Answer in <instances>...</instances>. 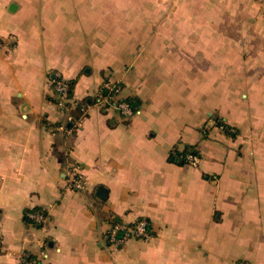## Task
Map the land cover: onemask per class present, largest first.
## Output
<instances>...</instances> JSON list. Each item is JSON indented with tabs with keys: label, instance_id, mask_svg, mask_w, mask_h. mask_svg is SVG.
<instances>
[{
	"label": "crops",
	"instance_id": "0c3cea01",
	"mask_svg": "<svg viewBox=\"0 0 264 264\" xmlns=\"http://www.w3.org/2000/svg\"><path fill=\"white\" fill-rule=\"evenodd\" d=\"M0 41V264H264V0H0Z\"/></svg>",
	"mask_w": 264,
	"mask_h": 264
},
{
	"label": "built area",
	"instance_id": "2783aa9c",
	"mask_svg": "<svg viewBox=\"0 0 264 264\" xmlns=\"http://www.w3.org/2000/svg\"><path fill=\"white\" fill-rule=\"evenodd\" d=\"M2 45L3 44L0 41V47ZM107 88L109 89L110 93L113 92L115 96L120 91V86L117 82L108 84ZM55 89L58 95L57 105L63 112V120L58 128L67 131L66 124L73 120V117L70 113L71 105L69 102V84L64 78L58 77L55 81ZM119 106L123 113H132V109L127 103L121 102L119 103ZM76 123L80 125L82 123V118L78 119ZM216 125L223 127L221 121L216 122ZM184 159L187 163L193 166H199L200 164L199 154L192 149L187 150V152L184 154ZM67 174L69 181L74 185L76 189H83L85 187V177L81 171L80 165L74 163L70 164ZM29 217L33 221L42 225H44L48 220L47 213L43 211L31 212L29 213ZM132 237H139L144 239L151 238L152 232L150 230V222L147 219H141L140 221L136 222L134 226L115 224L109 231V241L111 242V244H113L114 247H119L125 242V240ZM21 264H36V261L25 255V257L21 261Z\"/></svg>",
	"mask_w": 264,
	"mask_h": 264
},
{
	"label": "trees",
	"instance_id": "16d2710c",
	"mask_svg": "<svg viewBox=\"0 0 264 264\" xmlns=\"http://www.w3.org/2000/svg\"><path fill=\"white\" fill-rule=\"evenodd\" d=\"M68 82V81H67ZM68 84H69V90H71V88H72V85H73V83L72 82H68ZM119 84V86H120V91L117 93V95L118 94H120L121 93V90L123 89V86H122V84L121 83H118ZM104 94H107L108 92H109V89L108 88H104L103 89V91H102ZM113 96H115V94L112 92L111 93ZM121 102H125V103H127L131 108H133V109H135L136 108V102L134 101V100H132V99H130V98H122L121 100H120ZM222 122V121H221ZM192 150H194V149H192ZM195 151V150H194ZM141 219H139L138 221H140ZM138 221H136V222H138ZM136 222L134 223V224H132L131 226H134L135 224H136ZM150 230H151V227H150Z\"/></svg>",
	"mask_w": 264,
	"mask_h": 264
},
{
	"label": "water",
	"instance_id": "95a60500",
	"mask_svg": "<svg viewBox=\"0 0 264 264\" xmlns=\"http://www.w3.org/2000/svg\"><path fill=\"white\" fill-rule=\"evenodd\" d=\"M106 192H107V189H106V188H104V187H100V188H99L98 196L101 197V198H104Z\"/></svg>",
	"mask_w": 264,
	"mask_h": 264
},
{
	"label": "rangeland",
	"instance_id": "374dc122",
	"mask_svg": "<svg viewBox=\"0 0 264 264\" xmlns=\"http://www.w3.org/2000/svg\"><path fill=\"white\" fill-rule=\"evenodd\" d=\"M116 6H117V4H116Z\"/></svg>",
	"mask_w": 264,
	"mask_h": 264
}]
</instances>
